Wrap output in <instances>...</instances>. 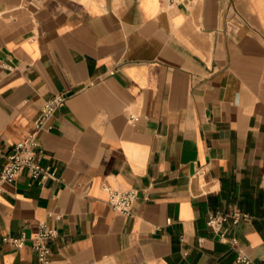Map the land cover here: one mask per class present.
Returning <instances> with one entry per match:
<instances>
[{
	"label": "crops",
	"instance_id": "obj_1",
	"mask_svg": "<svg viewBox=\"0 0 264 264\" xmlns=\"http://www.w3.org/2000/svg\"><path fill=\"white\" fill-rule=\"evenodd\" d=\"M56 94L51 176L1 184L0 264H35L41 224L52 264H264V0H0V172Z\"/></svg>",
	"mask_w": 264,
	"mask_h": 264
},
{
	"label": "built area",
	"instance_id": "obj_2",
	"mask_svg": "<svg viewBox=\"0 0 264 264\" xmlns=\"http://www.w3.org/2000/svg\"><path fill=\"white\" fill-rule=\"evenodd\" d=\"M160 1L163 4L171 5L176 0ZM66 101L67 97L64 94H56L44 102L38 116L34 120L35 132L30 134L25 140L17 143L11 152L5 156L4 166L0 172V192L1 184L15 181L23 172H26L39 186H43L44 181L51 176L49 168L42 166L40 163L42 149L37 134L44 128L47 120L60 108L65 106ZM138 120V116H129V121L132 123H136ZM108 194V203L115 211L126 217L132 216L133 206L139 197V190L108 189ZM245 218H247V214L238 209L227 211L214 210L209 215L207 225L214 233L219 235L221 240H225V232L223 231L225 224L229 221H232L233 224H238ZM56 237L57 231L55 229L50 228L46 224H41L38 232L32 237L31 242V247L35 254V264H52V242ZM26 241L27 235L25 233L15 238H3V242L11 244L15 248L24 246ZM238 262L242 264H256L245 256H239Z\"/></svg>",
	"mask_w": 264,
	"mask_h": 264
}]
</instances>
